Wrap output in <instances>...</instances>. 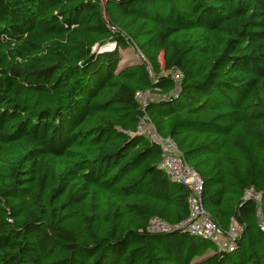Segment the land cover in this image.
Returning a JSON list of instances; mask_svg holds the SVG:
<instances>
[{
    "label": "trees",
    "instance_id": "16d2710c",
    "mask_svg": "<svg viewBox=\"0 0 264 264\" xmlns=\"http://www.w3.org/2000/svg\"><path fill=\"white\" fill-rule=\"evenodd\" d=\"M145 116L242 227L234 251L177 229L189 192ZM259 213L264 0H0V264H264Z\"/></svg>",
    "mask_w": 264,
    "mask_h": 264
},
{
    "label": "built area",
    "instance_id": "2783aa9c",
    "mask_svg": "<svg viewBox=\"0 0 264 264\" xmlns=\"http://www.w3.org/2000/svg\"><path fill=\"white\" fill-rule=\"evenodd\" d=\"M171 76L176 84H178L182 78L181 74L178 72L172 73ZM156 97L157 95L152 92H137L135 96L137 102L143 109ZM137 134L147 138L150 142L160 147V169L163 170L172 181L183 185L189 192V218L177 227V229H185L190 235L213 242L220 251H234L235 241L241 235L242 227L233 222L230 230L224 232L220 225L212 221L202 202V178L184 161L177 144L171 138L160 136L147 116L143 117L141 120ZM252 197H254L256 201H260V198L255 196L254 193H247V198ZM258 217L259 227L264 232V220L260 213ZM173 229L174 228L168 226L159 219H152L149 224V231L153 233H169Z\"/></svg>",
    "mask_w": 264,
    "mask_h": 264
},
{
    "label": "rangeland",
    "instance_id": "374dc122",
    "mask_svg": "<svg viewBox=\"0 0 264 264\" xmlns=\"http://www.w3.org/2000/svg\"><path fill=\"white\" fill-rule=\"evenodd\" d=\"M123 54V59H124V63H132V62H136L139 63L140 59L142 58L140 52H138L136 49H129L125 52H122ZM161 63H163L162 59H161ZM164 75L166 76L167 73L164 72Z\"/></svg>",
    "mask_w": 264,
    "mask_h": 264
}]
</instances>
